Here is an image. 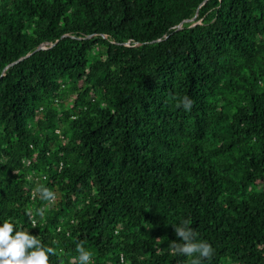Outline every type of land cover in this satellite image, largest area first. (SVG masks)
Returning a JSON list of instances; mask_svg holds the SVG:
<instances>
[{
    "label": "trees",
    "instance_id": "trees-1",
    "mask_svg": "<svg viewBox=\"0 0 264 264\" xmlns=\"http://www.w3.org/2000/svg\"><path fill=\"white\" fill-rule=\"evenodd\" d=\"M5 220L48 264H189L181 221L264 264V0H0Z\"/></svg>",
    "mask_w": 264,
    "mask_h": 264
},
{
    "label": "clouds",
    "instance_id": "clouds-1",
    "mask_svg": "<svg viewBox=\"0 0 264 264\" xmlns=\"http://www.w3.org/2000/svg\"><path fill=\"white\" fill-rule=\"evenodd\" d=\"M176 106L185 112L190 111L192 100L185 96ZM37 191L44 201L51 202L54 198V194L46 187L38 188ZM42 214V210H36V215ZM173 228L175 236L182 243L170 246L172 255L192 257L189 264H201V260L211 257L212 247L204 241L194 242L195 233L187 221H181L179 226ZM75 252V261L70 264H91V253L79 243L76 244ZM52 255H58L53 247L42 246L40 240L27 231H13L12 223L7 220L0 223V264H48V257Z\"/></svg>",
    "mask_w": 264,
    "mask_h": 264
},
{
    "label": "water",
    "instance_id": "water-1",
    "mask_svg": "<svg viewBox=\"0 0 264 264\" xmlns=\"http://www.w3.org/2000/svg\"><path fill=\"white\" fill-rule=\"evenodd\" d=\"M40 47H37L36 49H39ZM29 54H26V56H28ZM23 57H20L18 60H20V59H22ZM18 60H16V61H18ZM16 61H14V62H11L10 64H8L7 66H5V68H7L9 65H11V64H14Z\"/></svg>",
    "mask_w": 264,
    "mask_h": 264
}]
</instances>
